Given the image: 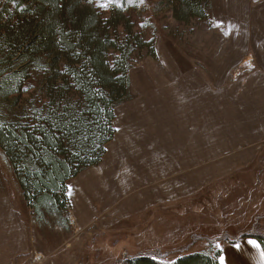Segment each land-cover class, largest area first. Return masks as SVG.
Segmentation results:
<instances>
[{
  "label": "rangeland",
  "instance_id": "obj_1",
  "mask_svg": "<svg viewBox=\"0 0 264 264\" xmlns=\"http://www.w3.org/2000/svg\"><path fill=\"white\" fill-rule=\"evenodd\" d=\"M130 13L136 31L147 39L155 37L157 55L142 56L132 65V97L122 104L146 102L165 88L176 89L181 99L208 103L206 88H210L211 105L224 99L244 108L242 101L248 97L261 101L264 110V77L260 78L256 69L264 64V0H211L209 19H194L189 24L176 21L160 0H144L133 5ZM189 73L200 76L199 85L193 77L189 80ZM210 116L205 127L195 122L190 135H197L200 141L195 144L196 155L203 154L204 147H215L210 160L203 163L195 159V166L210 169L217 178L226 160L220 153L242 151L246 145L225 142L235 139L233 122H218L213 106ZM237 130L244 133V129ZM208 140L212 142H203ZM219 143L226 147L219 150ZM247 151L257 153L259 159L226 175L227 182H211L185 204L164 201L157 209L150 207L104 229L100 225L81 226L74 220L71 206L68 217L47 214L46 219H39L24 199L0 148V234L2 238L16 235L0 245V260L7 264L11 260L14 264H127L128 258L154 248L183 253L203 248L209 241L264 232V146H250ZM192 241L195 244L188 247ZM19 242L24 243L22 249ZM10 245L15 252L21 249L18 256H7ZM175 258L173 254L164 260L173 262Z\"/></svg>",
  "mask_w": 264,
  "mask_h": 264
},
{
  "label": "trees",
  "instance_id": "obj_2",
  "mask_svg": "<svg viewBox=\"0 0 264 264\" xmlns=\"http://www.w3.org/2000/svg\"><path fill=\"white\" fill-rule=\"evenodd\" d=\"M100 2L0 0V148L42 220L68 217V183L101 162L115 135V108L132 97V65L157 55L155 37L136 31L130 13L141 0H113L107 9ZM160 3L180 23L210 16L211 0ZM245 236L264 251V232L228 241ZM218 256L154 248L126 263L219 264Z\"/></svg>",
  "mask_w": 264,
  "mask_h": 264
},
{
  "label": "crops",
  "instance_id": "obj_3",
  "mask_svg": "<svg viewBox=\"0 0 264 264\" xmlns=\"http://www.w3.org/2000/svg\"><path fill=\"white\" fill-rule=\"evenodd\" d=\"M256 69L259 70V77H264V64ZM190 73L189 80L193 77L194 83L199 85L200 76ZM190 87L187 81V88ZM206 90L208 103L198 105L189 97L181 99L174 88L161 89L159 93L150 95L146 102L118 105L113 121L115 135L106 144L100 164L88 168L74 178L72 184H68L74 220L81 226L100 225L107 229V226L122 223L150 207L157 209L164 201L185 204L211 182H227L226 175L236 173L259 159L257 153L252 154L247 148L259 145L261 149L264 146V110L261 101L247 97L242 101L244 108L238 104H227L224 99L211 105L210 88ZM212 106L217 108L218 122H233L236 130L235 139H226L225 142L246 145L242 151L220 153L226 160L217 178V173L210 169L195 166V159L203 163L210 160L215 147H204L203 154L196 155L195 144L200 141H197V135H190L195 122L202 123L203 127L210 124ZM237 129H244V133ZM225 147V144L219 143L218 149ZM8 237L16 238V235L2 238L0 234V245L6 244ZM253 240L260 245L256 238L245 236L235 242L202 243L205 247L190 252L212 255L219 252V256H225L226 264H264V256L261 255L263 249L261 245L259 249L253 247L249 243ZM19 245L22 249L24 243L19 242ZM8 247L7 256H18L17 252L21 249L15 252L11 245ZM14 261L10 263L14 264Z\"/></svg>",
  "mask_w": 264,
  "mask_h": 264
},
{
  "label": "snow or ice",
  "instance_id": "obj_4",
  "mask_svg": "<svg viewBox=\"0 0 264 264\" xmlns=\"http://www.w3.org/2000/svg\"><path fill=\"white\" fill-rule=\"evenodd\" d=\"M90 2H91V0H90ZM141 2H142V0H141ZM111 3H113V0H104V2H100L98 4V6L102 9H107ZM249 243H251L253 245V247H256L257 249L260 248V245L254 240L250 241ZM217 247L219 248V245H217ZM236 247L238 248L239 245H236ZM221 252H223V249H221ZM261 255L264 256V251L261 252ZM218 260H219V264H226V259H225L224 255H220L218 257Z\"/></svg>",
  "mask_w": 264,
  "mask_h": 264
}]
</instances>
